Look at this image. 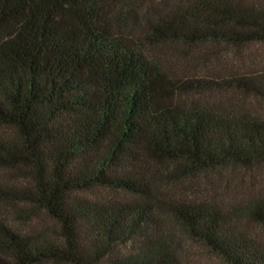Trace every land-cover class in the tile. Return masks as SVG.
Instances as JSON below:
<instances>
[{
	"label": "trees",
	"instance_id": "obj_1",
	"mask_svg": "<svg viewBox=\"0 0 264 264\" xmlns=\"http://www.w3.org/2000/svg\"><path fill=\"white\" fill-rule=\"evenodd\" d=\"M211 43L258 45L226 72L165 56ZM227 87L243 104L203 95ZM0 166V199L54 221L0 215V264H190L178 227L264 264V0H0Z\"/></svg>",
	"mask_w": 264,
	"mask_h": 264
},
{
	"label": "rangeland",
	"instance_id": "obj_2",
	"mask_svg": "<svg viewBox=\"0 0 264 264\" xmlns=\"http://www.w3.org/2000/svg\"><path fill=\"white\" fill-rule=\"evenodd\" d=\"M258 44L247 45L241 44L240 46L229 45V44H210L207 49H209V54L204 57L196 56V49L198 47H192L188 52L179 53L176 50L165 51V56L167 57L169 64H179L181 73L189 74L192 73L195 68L203 70V67H211L216 70H227L244 68L248 65L252 56L250 55L254 49H257ZM202 47V46H201ZM254 55V52L252 53ZM256 58L255 61H257ZM189 60L188 64L185 61ZM187 63V62H186ZM204 97H208V100L219 99V100H231L234 99L240 104H243V95L237 92L234 88H220L213 90L203 91ZM220 172H217L219 171ZM219 170L211 171L210 177H218V183L226 182L230 185L239 184L241 189L248 190L253 180H258V174H255L254 179L252 175L245 174L244 172L232 171L227 167H221ZM10 175L5 168L0 166V182L10 181ZM217 183V182H216ZM93 191H96L95 189ZM25 206V207H24ZM26 208V210L24 209ZM0 215L3 218L9 220L14 226H18L24 230H37L39 228H50L54 224V221L42 210L35 208L32 205H26L24 202L12 203L8 200L0 199ZM180 234V239L184 242L185 251L182 252V256L190 264H227L220 257H218L213 252L209 251L207 248L203 247L200 243L187 238L181 227L176 228ZM50 264V263H46Z\"/></svg>",
	"mask_w": 264,
	"mask_h": 264
}]
</instances>
